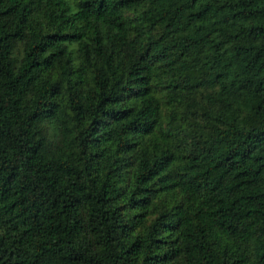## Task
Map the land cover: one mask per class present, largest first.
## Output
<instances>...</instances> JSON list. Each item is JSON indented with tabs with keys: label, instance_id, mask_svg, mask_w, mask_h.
<instances>
[{
	"label": "trees",
	"instance_id": "obj_1",
	"mask_svg": "<svg viewBox=\"0 0 264 264\" xmlns=\"http://www.w3.org/2000/svg\"><path fill=\"white\" fill-rule=\"evenodd\" d=\"M0 264H264V0H0Z\"/></svg>",
	"mask_w": 264,
	"mask_h": 264
}]
</instances>
